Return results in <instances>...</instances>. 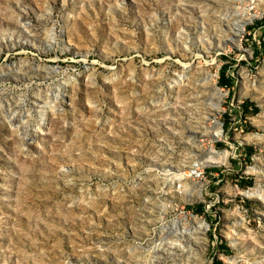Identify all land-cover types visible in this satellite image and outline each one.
Returning a JSON list of instances; mask_svg holds the SVG:
<instances>
[{"label":"rangeland","instance_id":"374dc122","mask_svg":"<svg viewBox=\"0 0 264 264\" xmlns=\"http://www.w3.org/2000/svg\"><path fill=\"white\" fill-rule=\"evenodd\" d=\"M245 1L238 47L241 0H0V264H264V0Z\"/></svg>","mask_w":264,"mask_h":264},{"label":"bare ground","instance_id":"6f19581e","mask_svg":"<svg viewBox=\"0 0 264 264\" xmlns=\"http://www.w3.org/2000/svg\"><path fill=\"white\" fill-rule=\"evenodd\" d=\"M234 1H235V3H236V0H233V3H234ZM252 2H254V0H252ZM234 3V4H235ZM241 3H242V5L241 6H239V5H235V13L236 14H238V16H239V19H237V23L235 22V28L234 29H236V31H235V33H233L230 37H231V39H230V42H232L233 44L234 43H236V45L238 46V47H241L240 46V43H239V41H240V39H238V34H240V33H242L244 30H245V24L247 23V22H252L254 19H255V17H257L258 16V14L257 13H252L251 11H250V9H252V8H254L253 6H250L249 4H247L246 3V1L245 0H241ZM252 4V3H251ZM230 34V33H229ZM214 76V75H213ZM216 93H217V95L219 96V98H223L224 96H226L227 95V92H224L223 90H220L219 88H216ZM218 98V99H219ZM215 110H214V112L213 111H210V114L209 115H215L216 113H217V111H221L222 110V105H221V103L220 102H218V104L215 106V108H214ZM216 123H217V125H220V123H219V121L218 120H216ZM213 135H215L216 137H220L221 135H222V131L221 130H218L216 133H214ZM256 137H258L257 135H256ZM249 138V137H248ZM250 139V138H249ZM219 155V154H218ZM211 160V159H210ZM215 160V159H214ZM217 160V159H216ZM212 161V160H211ZM219 161V160H218ZM200 165H203L202 163H200V162H198ZM190 166V165H189ZM188 166V167H189ZM176 179L179 181V182H181V189L183 190H179L178 192L179 193H184V190L186 191V188H187V179H190V180H192L193 182H196V184L198 183V184H203L202 182H200V181H197V180H194V179H192V177L191 176H188V175H186L185 174V172L184 171H182V170H178V173L176 174ZM245 194L247 195V196H255V197H258L259 199L260 198H262L263 199V197H264V195H263V191L260 189V188H253V189H251V190H248V191H245ZM195 200H197V199H195ZM195 200H193V201H195ZM194 218H196V217H194ZM182 219H184V220H187V219H189L188 218V216L187 215H184L183 217H182ZM201 223H204V225H206V223H205V221L204 220H201L200 221ZM207 226V225H206ZM205 226V227H206Z\"/></svg>","mask_w":264,"mask_h":264},{"label":"built area","instance_id":"2783aa9c","mask_svg":"<svg viewBox=\"0 0 264 264\" xmlns=\"http://www.w3.org/2000/svg\"><path fill=\"white\" fill-rule=\"evenodd\" d=\"M185 174L191 176L192 179L200 181L202 183L206 182L205 168L197 162L192 163L187 169L184 170Z\"/></svg>","mask_w":264,"mask_h":264},{"label":"trees","instance_id":"16d2710c","mask_svg":"<svg viewBox=\"0 0 264 264\" xmlns=\"http://www.w3.org/2000/svg\"><path fill=\"white\" fill-rule=\"evenodd\" d=\"M248 112H250V108L249 107H247V109H246V111H244V113H248Z\"/></svg>","mask_w":264,"mask_h":264}]
</instances>
